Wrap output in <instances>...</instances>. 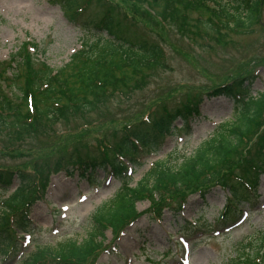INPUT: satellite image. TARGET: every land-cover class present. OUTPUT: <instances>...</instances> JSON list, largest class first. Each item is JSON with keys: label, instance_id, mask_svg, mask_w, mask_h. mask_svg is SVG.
<instances>
[{"label": "rangeland", "instance_id": "rangeland-1", "mask_svg": "<svg viewBox=\"0 0 264 264\" xmlns=\"http://www.w3.org/2000/svg\"><path fill=\"white\" fill-rule=\"evenodd\" d=\"M83 1H88L91 13L112 9L134 33L160 44L165 50L166 66L123 83L106 94L103 102L68 118H43L36 129L17 126L15 112L23 110V104L17 99L21 92L15 89L22 87L25 76L38 67L37 59L54 69L68 63L81 47L83 30L68 20L59 0H0V21L5 20L0 23V95L7 92V104L11 105L0 108V125L8 121L0 126V168L30 173L40 181L39 189L44 190V199L37 200L30 209L38 230L32 238L18 239L21 247L17 257L3 260L0 251V264H20L35 251L36 243L56 248L71 238L84 239L94 226L91 216L120 189L121 180L106 177L101 169L95 173L99 184L89 183L78 172L67 174L65 166L72 158L97 157L104 152L113 155L126 135V124L158 118L188 103L200 104L201 113L190 118V132L177 120L176 134L167 135L158 151L140 152L138 162L142 164L132 166L135 184L157 161L177 163L183 154L192 155L220 124L233 120V101L208 95L213 86L255 74L252 95L264 91V0L257 21L242 31L225 30L221 24V20L226 21L222 5L227 7L232 0H205V6L191 12L183 25L168 10L156 14L148 0ZM24 41L31 42L27 51H31L34 63L14 78L11 72L16 62L10 64L11 58L19 53ZM28 108L33 116L35 105ZM263 145L264 126L235 160L242 166ZM10 193L0 192V198ZM166 195H170L168 206L177 203L180 208L160 205L162 217L157 220L145 210L148 201L138 202V210L145 212L118 235L107 230L103 246L87 264H228L237 247L256 243L264 235V175L255 203L245 206L242 213L232 214L233 222L213 230L194 231L193 220L201 217L213 222L219 216L227 200V192L221 187L205 195L187 190L161 194Z\"/></svg>", "mask_w": 264, "mask_h": 264}, {"label": "trees", "instance_id": "trees-1", "mask_svg": "<svg viewBox=\"0 0 264 264\" xmlns=\"http://www.w3.org/2000/svg\"><path fill=\"white\" fill-rule=\"evenodd\" d=\"M148 1L160 9L156 10V14L162 15L167 13L162 10H168L169 15L181 25L188 22L191 12L205 6V0ZM85 2L59 0L69 21L79 25L86 38L82 40V48L63 68L54 70L38 62V67L25 76L22 87L16 89L21 92L17 99L23 104V110L15 112L17 126L36 129L43 118L48 121L58 118L56 116L68 118L94 106L96 102H103L106 94L123 83L166 66L165 53L159 44L134 33L112 9L88 13V1ZM261 2L232 0L231 5L223 6L226 21L221 20L222 27L234 31L251 28L259 18ZM27 45L18 54L22 60L14 70V78L17 74L26 73L34 63ZM254 78L252 74L240 75L210 89L209 94L233 99L237 107L233 120L222 124L216 134L202 143L192 155L180 157L177 163L168 164L166 160L158 162L134 187L131 186L132 177L126 173L127 166L122 158L136 163V156L140 152L138 146L141 149H157L160 138L174 132L173 121L182 118L187 123L189 116L198 113V104L188 103L158 118L126 124V136L120 139L112 156L104 153L103 157L72 158L65 166L69 175L80 170L83 177L93 180V170L110 167L123 180V186L93 215L94 226L84 239L71 238L56 248L38 244V249L21 264H87L102 247L106 229L111 228L118 235L122 228L140 215L138 201L149 199L150 210L160 217V205L168 206L166 203L170 200V195H160L165 191L203 192L213 184L228 188L231 193L228 206L220 216L227 221L232 211L251 201V195L256 192L260 176L264 173V145L244 160L242 166L241 161L237 163L235 160L264 126V92L258 93L257 98L250 94ZM9 97L7 92L0 95L1 109L5 105L8 108L11 106L7 104ZM32 99L36 109L33 116L28 108ZM7 124L8 121L0 126ZM15 181L18 183L15 191L5 199L0 198V202L4 201L0 207V250L4 252V257L15 253L13 250L18 248V239L23 238L25 233L34 234L36 229L29 217L30 208L44 197V190L39 189L40 181L32 174L0 168V191L8 192ZM220 217L215 223L221 220ZM213 226L208 225V228ZM228 264H264V235L260 241L251 243L247 252L244 246L240 247L236 257Z\"/></svg>", "mask_w": 264, "mask_h": 264}]
</instances>
